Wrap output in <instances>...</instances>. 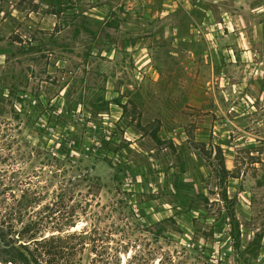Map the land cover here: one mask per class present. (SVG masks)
Here are the masks:
<instances>
[{
    "label": "rangeland",
    "instance_id": "obj_1",
    "mask_svg": "<svg viewBox=\"0 0 264 264\" xmlns=\"http://www.w3.org/2000/svg\"><path fill=\"white\" fill-rule=\"evenodd\" d=\"M171 22L151 0H0V153L56 169L69 232L96 235L81 264H264V38L218 73L205 42L168 55Z\"/></svg>",
    "mask_w": 264,
    "mask_h": 264
},
{
    "label": "trees",
    "instance_id": "obj_2",
    "mask_svg": "<svg viewBox=\"0 0 264 264\" xmlns=\"http://www.w3.org/2000/svg\"><path fill=\"white\" fill-rule=\"evenodd\" d=\"M2 130L4 128L0 127ZM1 139L0 135V147L4 145ZM17 155L20 161H24V153ZM10 159V154L0 153V164L4 165L0 167V262L81 264L86 245L90 243L93 245L91 249H95L96 235L93 230L87 229L69 232V226L73 225L77 214L73 206L65 208V203L61 202L63 195L68 192H53L49 196L47 189L48 184L58 177L56 169L48 175L41 166L14 168L9 166L12 162L6 163ZM41 175H46L44 180L48 182L33 185L34 177L39 178ZM83 177L88 179V174ZM39 180L36 179V182ZM48 196L49 200L45 201ZM49 229L53 232L45 233ZM95 262L98 261L90 264H103Z\"/></svg>",
    "mask_w": 264,
    "mask_h": 264
},
{
    "label": "crops",
    "instance_id": "obj_3",
    "mask_svg": "<svg viewBox=\"0 0 264 264\" xmlns=\"http://www.w3.org/2000/svg\"><path fill=\"white\" fill-rule=\"evenodd\" d=\"M151 1L154 3L156 10L160 11L161 16L165 15L167 21H172L169 23L171 29L164 34V37L169 39L171 47L168 55L172 57L185 55V61H182L185 67L189 64L187 60L193 59L195 54L190 44L197 45L200 41L201 44L205 42L202 57H204L203 61L207 69L214 71L217 68L218 73H220L230 63L245 68L248 63L241 55L249 52L248 45H251L254 39L264 38V22L261 21L264 12L256 10L259 7H264V1L257 5H249V10L246 6L243 8L238 6L236 0ZM128 5V9L133 8L132 4ZM141 6V10L151 8V4L142 3ZM135 7L137 6L135 5ZM177 12L182 13L179 19L174 16ZM252 18H257V21L249 26L247 21ZM245 35H247L248 41L244 39ZM118 42H120V39H118ZM178 45L179 49L175 50L174 46ZM107 52L111 53L110 50ZM261 57L263 59V55ZM154 72H158L156 68H154ZM241 80L243 81V78Z\"/></svg>",
    "mask_w": 264,
    "mask_h": 264
},
{
    "label": "bare ground",
    "instance_id": "obj_4",
    "mask_svg": "<svg viewBox=\"0 0 264 264\" xmlns=\"http://www.w3.org/2000/svg\"><path fill=\"white\" fill-rule=\"evenodd\" d=\"M8 264H11V263H8Z\"/></svg>",
    "mask_w": 264,
    "mask_h": 264
}]
</instances>
